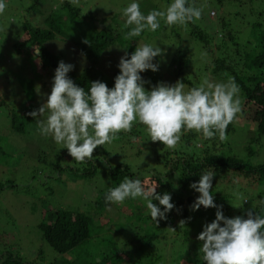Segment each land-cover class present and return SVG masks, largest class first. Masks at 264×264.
<instances>
[{"label": "rangeland", "instance_id": "1", "mask_svg": "<svg viewBox=\"0 0 264 264\" xmlns=\"http://www.w3.org/2000/svg\"><path fill=\"white\" fill-rule=\"evenodd\" d=\"M63 1L5 0L7 8L0 15V96L5 101V105H0V147L15 153L13 159L0 157V182L9 180L15 183L14 187H7L0 192V253L11 252L23 261L34 264H49V261L63 257L72 259V253L58 254L42 240L38 225L41 221H46L47 213L54 208L61 207L90 213L93 221L92 236L88 242L81 244L73 251L80 259L97 260L105 246L109 247L121 237L117 244L122 247L128 241L125 250L132 252L134 249L132 246L135 244L132 240L135 235L142 234L147 229L144 221H141L142 227L137 224L138 221L135 223L129 221L128 213L124 211L122 204H111L108 211L104 210L97 215L99 221L93 220L91 212L94 202L99 193L110 185V180L105 173L106 163L101 156L96 157L98 164L95 174L88 178H80L75 176L74 169L70 168H82L84 164L72 160L67 149L56 144L51 137H44L37 132L36 120L44 117L35 118L27 126L25 133L13 132L10 129L9 110L23 112L28 109L31 112L38 109L46 99V95L50 93L54 77L48 67L40 69L38 58L31 47L16 49L15 45L20 44L26 37L23 23L27 22L32 26L43 28V17L52 12L53 7L59 8ZM68 1L74 7L80 8L81 13L90 11L100 20L107 17L108 20L101 28L115 27L123 38L121 26L125 18L121 15V9L133 0ZM135 2L139 3L141 11L147 14L151 10H163L171 3V0H135ZM192 3L196 7L204 6L201 19L194 24L209 38H215V41L219 39L216 32L220 37L224 34V39H220L225 41V45L227 42L231 45L234 41L227 36L228 31H232L237 36L236 42L240 38L246 44L254 35V31L249 29L250 25L264 21V0H227L223 7L216 0H193ZM212 10L217 13L216 17L211 16ZM219 16H222V19ZM83 28L86 29L84 26ZM188 30V24L168 26L162 20L157 31L146 30L141 36L132 38L133 42H137L136 46L150 43L163 49V55L153 59V63H158V70L156 72L146 70L140 73L143 80L150 82L144 85L146 89H150L158 82L168 85H171L173 80L174 83L177 82L178 77H174L172 62L177 49L186 52L190 57L189 66L184 70L183 76L193 85L198 86L205 78L215 82L227 81V76L212 75L209 63L211 55L216 56V54L208 52L196 37L187 34ZM81 31L76 33L71 30L69 34L74 35V38H82L84 31ZM115 43L103 52L97 66L103 80L111 78L112 73L117 69L120 57L124 55V49L119 46L121 42ZM128 44L127 42L123 45L126 47ZM45 45L58 57L59 62L63 61L74 66L70 71L72 73H80L88 64L69 39L56 36ZM230 45L229 47L233 46V44ZM247 71L255 72L249 68L245 72ZM38 87L39 91H37ZM190 88L192 87L189 84H185V90ZM240 98L242 109L241 94ZM251 111L252 109H249L239 113L231 123L234 127L231 131L228 125L227 140L221 141L224 143L225 153L220 152L224 155H234L252 165H258L264 162V136L258 137L252 122L246 120ZM192 132L195 136L188 143L190 147H193L200 139L199 133ZM124 135L132 137L135 135L136 140L128 139ZM184 135L177 146L186 143ZM120 138L112 144H105L106 150L109 151L107 159L113 165L127 164L133 173L131 178L141 180L145 171L151 168L152 147L163 146L159 142L150 141L143 126L139 124H135L130 133H123ZM218 143L219 139L216 140L215 148L217 149L220 147ZM197 145L202 147L201 142ZM223 190L235 196L238 192L231 187H219L214 189V193H220ZM243 198L246 200L243 203L248 205L247 196ZM138 203L135 201L130 209H135ZM144 209L142 213L147 216L146 207ZM180 213L179 209L177 217ZM129 222L131 226L127 224ZM98 229L101 232L99 234L96 233ZM134 247H137V244ZM138 251L140 252L139 249ZM146 251L152 254L153 248L149 247Z\"/></svg>", "mask_w": 264, "mask_h": 264}, {"label": "trees", "instance_id": "2", "mask_svg": "<svg viewBox=\"0 0 264 264\" xmlns=\"http://www.w3.org/2000/svg\"><path fill=\"white\" fill-rule=\"evenodd\" d=\"M192 1L189 0V3L191 4ZM216 1L221 7L227 2V0ZM210 14L212 17H216L217 13L212 10ZM219 17L222 19V16ZM43 18V28L32 26L27 22L23 23L26 37L20 44L15 45L17 50L26 46L31 47L38 58L40 69L48 67L54 74L59 59L48 50L45 44L56 36L66 40L69 39L88 62L80 73L69 72V78L78 86L84 87L85 91L90 87L91 81L99 80L106 83L109 88L114 86V77L118 75L119 69L117 67L114 70L111 78L103 80L97 68L100 58L108 47L116 44V41L121 42L119 43L120 47H124L125 43L128 42L129 44L124 51L126 50L130 55L136 47L137 42H133L134 39H123L121 33L115 27L106 26L101 28L108 20L107 17L100 20L90 11L81 13V9L74 7L68 0H64L59 8L58 6L53 7L52 12H49ZM188 25L189 32L187 34L196 37L208 52L216 54V56L211 55V62L209 63L211 64L212 75L235 78L243 98V107L240 113L252 109L246 120L252 122L258 137L264 136V21L254 22L250 25L249 29L254 31V35L246 44L240 38L236 42L237 36L232 31H228L227 36L230 40H234L233 46L229 42L225 45V41H221L225 37L224 34L220 37L219 33L216 32L219 39L215 41V38H209L194 22H189ZM71 30L76 33L79 30L84 31L82 38H74V35L69 34ZM85 40L89 43H84ZM213 40L214 43L212 44ZM212 45L214 49L211 48ZM172 62L174 77H178L177 81L180 80L184 84L194 87L195 85L183 76L184 70L188 68L190 63L189 55L181 49H177ZM236 65L242 67H235ZM248 68L249 70L253 69L255 72H245ZM172 84H174V80ZM0 105H5V101L1 96ZM29 112L28 109L23 112L9 110V125L13 132L25 133L27 126L35 120L27 115ZM229 127L230 131L234 128L231 123ZM122 134L123 132L119 134V137ZM184 134L183 137L186 143L179 144L176 149L171 150L166 147H152L153 144L150 145L152 147L150 153L153 155L151 168L145 171V175L141 178V182L146 188L158 185L156 188L157 193L167 192L171 195V202L175 207L165 214L167 218L163 220L158 218V223H155L149 213L147 216L143 215L142 212L146 207L143 198L128 199L122 204L124 211L128 213L129 221H134V223L138 221L137 224L141 227V221H144L147 228L145 229L146 232L143 231L142 234L135 235L132 241L137 244V247H134V244L132 252L125 250L128 241L122 247L117 244L121 237L109 247L105 246L97 260H85L76 257L77 255L73 251L81 244L88 242L92 236V218L90 213L59 207L49 210L46 221H41L38 228L42 240L53 251L62 255L66 253H72L73 255L70 254L72 259L57 258V260L49 261V264H203L198 251L202 242L197 240V236L202 231L205 223H210L215 219L217 210L216 208L205 209L203 206L198 210H191L190 206L199 193L191 189L189 185L198 182L203 172L214 171L211 191L214 196V203L222 206L225 217L244 216L249 209H253L256 213L264 216V206L260 204V201L264 200V162L252 165L234 155H224V143L221 142L218 134L212 139H204L199 134L200 139L198 142H201L202 147L197 145L198 142L193 147L188 146L195 134L192 131ZM126 137L130 139L132 136L127 135ZM217 139H219V149L215 148ZM108 155L109 151L106 150L105 145L98 146L94 150L92 159L83 162L82 168H70L74 169L75 176L88 178L94 175L97 170L98 161L96 157L101 156L106 163L105 173L110 180V185L99 193L94 202L91 213H93V220L96 221H99L97 215L111 208V204L106 203L104 199L106 191L111 187L118 186L125 177L131 178L133 174L127 164H110L107 159ZM1 156L6 159H13L15 153L0 147ZM14 186L15 183L9 180L0 182V192L7 187ZM219 187H231L232 190L238 192L236 196L224 190L220 193H214V189ZM238 196H247L249 204L243 203V200L237 198ZM135 201L139 202L136 208L130 209ZM152 202L163 211V206H160L158 201L153 200ZM179 209L181 213L177 217ZM182 220L185 221L184 224H180ZM127 224L131 226L130 222ZM150 225L152 228H148ZM99 232L98 229L96 233L99 234ZM120 234L119 236L122 235ZM149 247L153 248L152 254L146 253ZM112 252L114 253L112 254ZM0 264L34 263L23 261L11 252H3L0 253Z\"/></svg>", "mask_w": 264, "mask_h": 264}, {"label": "clouds", "instance_id": "3", "mask_svg": "<svg viewBox=\"0 0 264 264\" xmlns=\"http://www.w3.org/2000/svg\"><path fill=\"white\" fill-rule=\"evenodd\" d=\"M203 7H196L189 0H171L163 10L144 14L133 0L121 9L125 18L121 26L123 39L139 37L146 30L155 32L162 20L168 26H186L201 19ZM6 8L5 0H0V15ZM162 55L163 49L150 43L136 46L130 55L125 50L117 65L119 73L114 77V86L91 81L87 91L69 78L74 66L60 61L50 93L38 109L27 115L33 119L44 117L36 120L37 132L62 145L78 163L91 160L98 146L112 144L121 132L130 133L135 124L143 126L150 141L168 149H175L182 135L189 131L204 139L218 134L221 141L227 140V127L242 110L241 89L235 78L228 77L226 82L205 78L188 90L180 80L172 85L158 82L146 89L144 85L150 82L143 80L140 73L156 72L158 63H153V59ZM213 176L214 171L203 172L198 182L189 185L199 193L191 210L201 206L217 209L215 219L205 223L197 236L202 242L198 249L200 260L203 264H264V216L249 209L244 216L225 217L222 206L214 203ZM157 187L146 188L140 179L125 177L118 186L106 191L104 199L106 203L123 204L128 199L143 198L147 213L158 223V218L166 219L165 214L175 205L171 195L157 193ZM238 198L246 201L242 196ZM153 200L163 206V211ZM260 204L264 206V200Z\"/></svg>", "mask_w": 264, "mask_h": 264}]
</instances>
